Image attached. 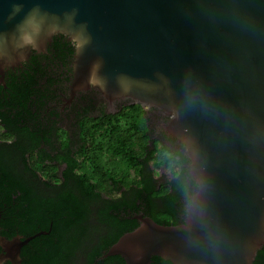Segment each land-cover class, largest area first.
Wrapping results in <instances>:
<instances>
[{
	"label": "water",
	"instance_id": "water-1",
	"mask_svg": "<svg viewBox=\"0 0 264 264\" xmlns=\"http://www.w3.org/2000/svg\"><path fill=\"white\" fill-rule=\"evenodd\" d=\"M33 8L61 23L75 14L66 27L76 40L57 34L75 46L68 102L95 90L113 111L131 101L171 115L168 134L198 185L185 223L136 214L139 225L99 259L254 264L264 246V0H0V85L57 36L15 49ZM61 126L74 132L68 118ZM44 233L8 238L0 228V264H22V247Z\"/></svg>",
	"mask_w": 264,
	"mask_h": 264
},
{
	"label": "trees",
	"instance_id": "trees-1",
	"mask_svg": "<svg viewBox=\"0 0 264 264\" xmlns=\"http://www.w3.org/2000/svg\"><path fill=\"white\" fill-rule=\"evenodd\" d=\"M74 49L64 35L54 36L50 56L33 55L0 85L1 234L46 232L22 247V264H126L120 255L99 257L139 225L136 214L185 223L198 190L184 147L172 137L153 138L141 105L107 113L92 90L60 111ZM67 118L72 139L61 126ZM177 150L180 165L169 156ZM152 264L172 262L154 256ZM254 264H264V246Z\"/></svg>",
	"mask_w": 264,
	"mask_h": 264
},
{
	"label": "clouds",
	"instance_id": "clouds-1",
	"mask_svg": "<svg viewBox=\"0 0 264 264\" xmlns=\"http://www.w3.org/2000/svg\"><path fill=\"white\" fill-rule=\"evenodd\" d=\"M21 5H15V10L18 12ZM75 14H66L63 23L59 21L49 20L48 17L41 12L39 8L31 9L23 18V20L16 26L15 32L12 34V42L17 50L32 49L39 50L45 37H52L57 34L70 35L72 39L76 40L74 35L68 33L67 25L74 24ZM85 27L84 25L80 26ZM79 47V44H77ZM21 59L24 58L23 51L20 52ZM173 163L180 165L182 161V153L177 150L169 154Z\"/></svg>",
	"mask_w": 264,
	"mask_h": 264
},
{
	"label": "flooded vegetation",
	"instance_id": "flooded-vegetation-1",
	"mask_svg": "<svg viewBox=\"0 0 264 264\" xmlns=\"http://www.w3.org/2000/svg\"><path fill=\"white\" fill-rule=\"evenodd\" d=\"M42 54L44 56H50V53H48V49H47L46 53H35L33 55H42ZM6 75H7V73H6ZM5 83H6V76H5ZM68 92H69V95H70V91H68ZM98 96L103 101V98L100 96L99 93H98ZM69 97L70 96H65L63 98L64 101L62 103V107H61V110H60L61 112H64V111L68 110L69 108H71L70 106L72 105L73 101L76 98L80 97V93H78L71 102H68V98ZM129 104H134V103H132L130 101L127 104L120 105L115 111H113V109H114V107H116V105H110L109 108L113 111L111 113H116V112H119L124 106H127ZM142 108H143V112H144V116H145L144 118H145V122H146L147 128H148L150 133L154 134L153 138H155V139L158 138L159 139V138H161L163 136L170 137V135L168 134V131H167V126H168V124H169V122H170V120L172 118L171 115L163 112L162 110H160L158 108H154V107H149V108L142 107ZM72 111L73 110L71 109L70 113H72ZM96 112H97V114L94 115V116H99L100 113H101V109L97 110ZM108 113H110V112H108ZM64 129L67 131V133L65 135H67L69 138L72 139L73 132H70L67 128H64ZM54 136H56V134H54ZM161 172H162V168L160 170V173Z\"/></svg>",
	"mask_w": 264,
	"mask_h": 264
},
{
	"label": "rangeland",
	"instance_id": "rangeland-1",
	"mask_svg": "<svg viewBox=\"0 0 264 264\" xmlns=\"http://www.w3.org/2000/svg\"><path fill=\"white\" fill-rule=\"evenodd\" d=\"M124 104H125V103H122L121 105H124ZM101 108H102L103 111H105V112H107V113H108V112H113L112 110L109 109V107H108V105H107V102H106L105 100H103V104H102V107H101ZM96 114H97V112L92 113V115H96ZM63 128H64V127H63ZM0 130H1V128H0ZM157 170H158V172H160L161 169L159 168V169H157ZM45 178H46V177H45ZM108 194H110V195H114V193H112V192H111V193L109 192Z\"/></svg>",
	"mask_w": 264,
	"mask_h": 264
}]
</instances>
